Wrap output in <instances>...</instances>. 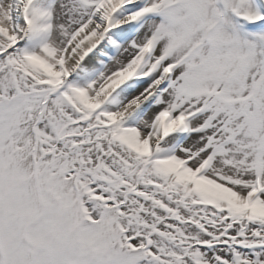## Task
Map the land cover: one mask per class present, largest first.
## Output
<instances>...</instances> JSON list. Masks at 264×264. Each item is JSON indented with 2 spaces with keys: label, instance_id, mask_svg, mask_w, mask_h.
I'll use <instances>...</instances> for the list:
<instances>
[{
  "label": "snow or ice",
  "instance_id": "1",
  "mask_svg": "<svg viewBox=\"0 0 264 264\" xmlns=\"http://www.w3.org/2000/svg\"><path fill=\"white\" fill-rule=\"evenodd\" d=\"M0 264H264V0H0Z\"/></svg>",
  "mask_w": 264,
  "mask_h": 264
}]
</instances>
